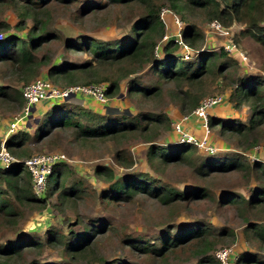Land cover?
Segmentation results:
<instances>
[{
	"label": "trees",
	"instance_id": "1",
	"mask_svg": "<svg viewBox=\"0 0 264 264\" xmlns=\"http://www.w3.org/2000/svg\"><path fill=\"white\" fill-rule=\"evenodd\" d=\"M73 5L77 6L73 17L76 23L94 19L103 28L114 26L123 30L115 39L103 40L84 35L77 40L66 36L61 40V32L47 29L52 10L55 7L68 10ZM5 9L17 12L18 22L14 26L2 19ZM162 9L180 17L186 25L181 43L168 38L165 18L169 15L162 19ZM195 18L204 23L216 22L225 29L243 25L245 30L241 33L248 34L264 47V0H84L82 4L77 0H0V34L3 35L0 66L8 68L10 77L24 85L41 75L62 89L103 84L107 87L105 95L109 99L121 95L122 83L131 76L135 78L128 81L127 93H137L141 102H156L165 86H173L170 96L179 105L178 113L181 117L191 116L205 98L222 90L216 83L224 79L232 67L223 48L218 52L202 50L204 34L194 22ZM29 19L33 22L30 28L27 25ZM122 19L127 21L124 27L120 25ZM9 30L18 35H8ZM52 41L60 44L65 53L82 54L84 61L71 63L61 59L52 62L50 55L42 53ZM183 45L191 55L198 52L197 56L191 60L179 56L184 55L183 51L178 54ZM44 68L47 70L43 74ZM143 71H149L152 78L149 85L139 83V73ZM212 84L216 87L211 88ZM234 100L251 103L253 114L248 124L208 115L209 131L217 127L221 134L230 133L242 139L238 147L248 152L259 145L253 135L264 128V80L252 76L237 77L235 87L232 84L224 102L233 103ZM3 104L15 105L22 112L25 100L21 91L0 87V105ZM179 119H172L166 110L143 111L132 116L103 114L78 103L72 104L68 99L50 107L44 118L36 123L33 132L30 133L27 127L17 128L7 138L5 146L19 160L31 157L27 143L48 137L51 128L59 132L70 130L78 141L84 143L113 142L119 147L114 161L123 169L134 165L123 144L130 140L148 144L145 156L150 168L148 172L131 169L119 176L107 165L95 168V175L105 185L98 200L108 209L112 205L123 207L133 204L142 198L165 208L167 214L159 233L152 240L140 236L133 238L105 220L85 223L76 219V227L70 226L67 230L54 228L49 230L45 239L38 235L19 234L15 239L0 243V264L16 263L27 255L33 258L25 264H41L36 258L49 248L62 257L55 264H76L82 260L89 261H85L86 264H134L131 259L134 256L155 264H170L171 259L185 254H193L197 264H221L214 251L221 243L235 240L234 230L223 228L214 232L208 224L202 223L179 226L174 219L180 209H190L208 200L238 212L246 225L244 237L264 246V225L257 223L264 221V164L248 163L241 154H198V148L188 143L170 144L173 141L169 143L167 140L156 143L163 132L172 130L174 136L172 123ZM168 167L187 170L195 182L183 186L182 183L173 186L164 182L160 174ZM233 172L251 177L256 182L250 197L246 199L236 193H227L214 199L208 182ZM69 175L70 170L64 163L57 164L48 177L45 192L38 197L33 193L31 173L22 163L0 170V235L9 225L24 217L26 208L46 209L48 199L55 195L56 204L53 206L62 211L72 198H79L80 184L70 183ZM114 237L124 257L108 260L100 253V245ZM234 264H264V260L246 252L240 254Z\"/></svg>",
	"mask_w": 264,
	"mask_h": 264
},
{
	"label": "rangeland",
	"instance_id": "2",
	"mask_svg": "<svg viewBox=\"0 0 264 264\" xmlns=\"http://www.w3.org/2000/svg\"><path fill=\"white\" fill-rule=\"evenodd\" d=\"M77 1L81 4L84 2V0ZM76 8V5L70 6L68 10L55 7L52 10V16L49 19L47 29L50 31L61 32V40H63L65 36L66 38L77 40L84 35L94 36L103 40L115 39L123 30H117L114 26L103 28L100 26V23L98 24L94 19L78 21L76 23V21L73 20L75 12L77 11ZM1 15L2 19L6 20L12 26L18 22L16 11L5 9ZM111 16L113 17V15ZM165 22L168 38L181 40L182 31L186 28V25L182 20V28H178L175 25L173 17L168 16L165 18ZM194 22L198 24L204 34V40L201 43V48L204 52H218L222 49L223 45L226 46L229 45V43L234 44L237 50L236 54H234L235 51H233V54L228 52L230 59L228 62L232 67L225 73V78L216 83L217 87H220L219 89L222 90L216 92L215 95H223L225 99L226 97L228 99L231 86L234 84L235 87L237 77L252 76L260 77V79L264 80V47L248 34L241 33L245 30L243 25L237 24L227 28V31L215 32L209 27L210 23H204L200 18H195ZM126 23L127 21L125 19L120 21L122 27H124ZM27 25L28 28H30L32 27L33 22L29 19ZM7 33H9L8 35H18L14 30H9ZM20 35L24 36L25 33H21ZM50 43L48 49L43 50L42 53L50 55L52 62L60 61L61 59L71 63H80L84 61V56L82 54L71 52L65 53L60 44L55 43V41ZM182 51L185 53V49L181 47L178 54L183 53ZM197 53L198 52L192 54L191 57H188L187 59H194L197 56ZM179 56L183 55L180 54ZM161 57L162 56H159V58ZM46 70V68L43 69V74ZM3 73L5 74L1 75ZM139 74L141 79L139 83L143 86L149 85L152 81L149 71H143ZM10 75L8 68L0 66V87L21 91L24 83L12 79ZM39 78L45 79L42 75L39 76ZM133 78L135 77L131 76L128 80L122 83L121 95L115 97L107 104L100 105L97 103L98 109H102L103 114H128V116H132L143 111L158 112L160 110H166V112L170 114H178L179 105L175 103L170 96L171 91H173V86H165L163 94L158 97L156 102L151 100L141 102L137 93H127L128 81ZM50 82L55 86H60L59 84L57 85L54 83V81ZM216 85L212 84L211 88H215ZM127 94L128 96H126ZM70 100L72 104H80L78 101H73L74 98L73 100L72 98ZM57 102V100L43 101L34 107V110L27 121L30 133L36 129V119L38 121L42 120L44 118V113L52 107V104L54 105ZM235 105H237V108L234 107ZM0 106V141H6L12 134H7L9 125L12 120L21 113V109L15 105L3 104ZM215 110L216 113L212 115L216 118L224 120L232 119L239 124H248L253 114L251 103H237V100H234L233 103L227 101V103H223L215 108ZM185 123H183L184 128ZM25 127H27V125ZM197 129L200 130L198 132L200 136L189 134L196 139H199L204 133L202 127ZM49 131L50 135L48 137L43 138L41 141H39V139L31 141L30 143H27L26 146L30 148V151L32 152L31 157L51 153L65 155L67 161L64 162V165L70 170L69 182H78L80 184L81 192L78 194L79 198H72L71 203L68 206H65L62 211L53 206L56 204L55 195L51 199H48L46 209H24V217L6 228L5 232L0 235V243H4L7 239H15L19 234L38 235L45 239L49 230L54 228L67 230L68 227L74 226L76 219L85 223L105 220L106 222L111 223L119 231L129 234L133 238L140 236L152 240L159 233L161 223L166 220L165 216L167 210L165 208L160 207L155 202L141 198L134 201L133 204H128L123 207L112 205L108 209H105L103 204L98 200L105 185L94 173L95 168L102 165L109 166L119 176L125 173L126 170L128 171L131 169L138 172H148L150 168L145 158L148 144L142 143L141 140H130L129 142L124 143V148L127 149V152L133 158L134 165L130 169H123L114 161V156L116 152L119 151V147L113 142L94 144L84 143L78 141L71 134L70 130L59 132L56 129L51 128ZM173 137V140H169ZM173 137L172 130L169 132H163L162 135L158 136L156 143L161 140H167L169 143L170 141H173L170 144H174L175 136ZM253 137L258 139L259 145L248 152H244L238 147V143H241L242 139H238L230 133L221 134L217 127L213 130L210 129L208 142L212 146L214 151L213 154L226 153L224 154L226 156L241 154L247 159L248 163L252 164L258 162L264 164V128L254 134ZM197 153L202 154L205 153V151L203 149H198ZM24 159L26 158H22L21 160ZM160 177L164 182L173 186H177L181 183L182 186L183 184L192 185V183L195 182L192 175L187 170H180L173 167L166 168L165 172L160 174ZM255 186L256 182L253 181L251 177H243L237 172H233L224 178L213 179L208 182V187L214 194L212 195L214 199H217L218 197L220 198L227 193H236L247 199L250 197L251 191ZM187 189L189 188L187 187ZM22 209L23 207H21V210ZM178 214L179 215L174 219L179 226L202 223L203 225L208 224L214 232H219L223 228L234 230L236 235L235 240L221 243L214 251L215 253L218 249L232 248L234 250V255L232 256L230 264H234L237 257L246 252L254 253L260 260H264V246H260L257 241H249L248 237H244L243 229L246 225L235 210L220 207L215 201L208 200L202 201L196 206H191L190 209L182 208ZM257 223L264 225V221L262 220L257 221ZM102 243L103 244L100 245V253L106 259L112 260L117 257H124L123 251L119 247L116 237L113 239H107ZM32 258V255H27L25 258H22L21 261L11 264H25L26 261L31 260ZM36 259L39 260L41 264H55L60 262L62 257L56 250L49 248ZM131 259L134 264H155L151 260L145 258L142 259L139 256L131 257ZM85 261L86 263L89 262L87 260ZM85 261L82 260L76 264H86ZM170 264H197V258H193V254L179 255L178 257L171 259Z\"/></svg>",
	"mask_w": 264,
	"mask_h": 264
},
{
	"label": "built area",
	"instance_id": "3",
	"mask_svg": "<svg viewBox=\"0 0 264 264\" xmlns=\"http://www.w3.org/2000/svg\"><path fill=\"white\" fill-rule=\"evenodd\" d=\"M173 17V21L178 28H182L183 24L179 17L169 12L167 9H162L160 17L165 18L166 15ZM209 27L215 32H224L228 29L223 28L218 23L213 22L209 24ZM3 39V35L0 34V40ZM167 39V37H165ZM181 43V40H179ZM185 49L184 58L187 59L191 52L183 45ZM227 53L234 54L237 53L234 44L229 43V45H223L222 47ZM106 85L103 84H90L86 86H72L68 88H59L53 85L49 80L38 78L23 86L21 94L25 100V106L22 112L16 116L9 125L7 134L14 133L17 128L25 127L31 113L29 109L35 107L38 103L48 100L62 101L69 94H75L76 96H83L94 100L100 105L107 104L111 99L107 98L105 95ZM223 95H215L205 98L200 105L193 111L191 116H194L196 120L200 123L203 131V136L196 139L194 136L190 135L189 132L184 128L183 123L188 122L191 116L181 117L178 121L172 123L173 132L175 136V143H188L195 145L198 149H203L209 154H213L212 146L208 142V137L210 135L208 127V115L209 111L214 107H219L224 102ZM67 159L65 155L60 153H51L43 155H35L24 160L17 159L5 146V140L0 141V170L8 169L12 165L22 163L31 173L32 183H33V193L41 197L45 192L48 177L50 176L53 167L57 164L66 162ZM234 255V250L232 248L218 249L215 252V258L221 264H229L230 257Z\"/></svg>",
	"mask_w": 264,
	"mask_h": 264
},
{
	"label": "crops",
	"instance_id": "4",
	"mask_svg": "<svg viewBox=\"0 0 264 264\" xmlns=\"http://www.w3.org/2000/svg\"><path fill=\"white\" fill-rule=\"evenodd\" d=\"M73 101H78L81 105H83V106L87 107L88 109H91V110H93L95 112L103 113V110L102 109H98L97 103L94 100L90 99V98L83 97V96H76V98ZM51 106H53V104ZM215 108H217V107H214L213 109H211L209 111V115H212V114H215L216 113ZM169 115L170 116L173 115L172 116V119H174V120L175 119H179L181 117V115L179 113L178 114H170L169 113ZM200 127H201V125L198 122V120H196L193 117L191 118V120H189V122L185 123V129L187 131H189V133L192 134V135H194V136H196V135L197 136H200L199 133H198L200 130L197 129V128L200 129ZM171 139H174V137L173 138H170L169 140H171Z\"/></svg>",
	"mask_w": 264,
	"mask_h": 264
},
{
	"label": "water",
	"instance_id": "5",
	"mask_svg": "<svg viewBox=\"0 0 264 264\" xmlns=\"http://www.w3.org/2000/svg\"><path fill=\"white\" fill-rule=\"evenodd\" d=\"M76 95L75 94H69L66 98H64V100H68V99H71V98H75ZM34 110V107H31L29 109L30 113H32V111ZM38 122V120L36 119V123ZM27 127H28V124H27ZM29 128V127H28Z\"/></svg>",
	"mask_w": 264,
	"mask_h": 264
}]
</instances>
